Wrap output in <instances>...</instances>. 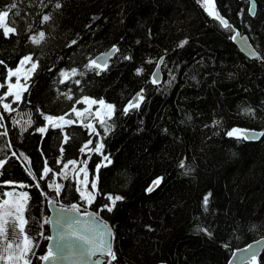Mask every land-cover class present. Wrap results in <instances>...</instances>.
<instances>
[{
	"label": "trees",
	"instance_id": "trees-1",
	"mask_svg": "<svg viewBox=\"0 0 264 264\" xmlns=\"http://www.w3.org/2000/svg\"><path fill=\"white\" fill-rule=\"evenodd\" d=\"M256 2L252 16L247 0H212L226 28L203 0H0V10L16 5L7 18L15 33L0 30V159L7 161L0 193L28 194L32 264H42L47 253L51 200L88 208L112 225L111 264H229L236 249L264 237V136L249 141L226 134L264 132V0ZM236 31L249 35L260 57L239 49ZM40 32L45 39L37 45L32 41ZM114 47L105 70L86 67ZM26 56L37 67L21 101L12 104L25 114L20 129L3 101H13L4 94L8 71ZM160 61L162 80L153 83ZM72 68L78 75H61ZM137 93L140 106L125 113ZM85 96L114 106L109 131L87 114L77 122L72 109L83 111ZM48 115L74 123L47 127ZM91 120L100 135L86 127ZM89 140L103 148L88 162L97 188L86 205L75 172ZM105 156L111 163H101ZM73 159L75 172L64 178L61 168ZM48 165L58 170L59 195L49 187L52 171L43 174ZM108 195L123 197L111 212ZM255 264H264V251Z\"/></svg>",
	"mask_w": 264,
	"mask_h": 264
},
{
	"label": "snow or ice",
	"instance_id": "snow-or-ice-1",
	"mask_svg": "<svg viewBox=\"0 0 264 264\" xmlns=\"http://www.w3.org/2000/svg\"><path fill=\"white\" fill-rule=\"evenodd\" d=\"M203 6L205 10L208 12L209 16L215 17L217 20L220 21L222 25L226 28H230V25L226 20H224L218 12L215 10V6L212 3V0H203ZM16 7L15 4L10 5L7 9L0 10V30H2V34L4 36H9V34L15 33L16 28L14 25V22H12V26L9 25V22L7 21V18L9 17L12 9ZM57 8L60 7L59 4L56 5ZM50 17L48 15L43 16L44 21H48ZM239 35V34H237ZM236 37H233L235 39ZM45 39V33L40 32L39 38L33 37V43L39 45L43 40ZM75 43V41H73ZM186 43V41L181 42L180 46H183V44ZM118 51V49H113V52ZM105 56L97 57L96 59H93L89 62L88 65H86L87 68L93 71H103L107 68V59ZM130 59V58H129ZM32 61V57L26 56L21 60V65H23L25 62ZM37 67L35 63L31 64V69L34 70ZM20 72V69L17 68L15 72H9V76H16ZM143 72V69H137V75H140ZM97 74H99L97 72ZM61 75L65 78L74 77L78 75L77 69L72 68L70 72H62ZM158 73L153 74V83L157 82L156 77H158ZM63 82V81H62ZM77 84H79V80L76 81ZM15 89V91H13ZM23 91V86L20 85L19 80H17L15 85L9 84L8 85V94L9 95H15V99L19 101L21 99L20 93ZM68 99H72V96L69 95ZM143 100V95L138 94L136 100L134 102H130L127 107L123 109V111L126 113L131 108H138L140 106L139 102ZM83 104L89 105V107L84 108L83 111H77L75 108L72 109V111L75 113L76 117H84L85 114L88 116H93L98 119L100 126L103 128L105 132L110 130V125L107 123V120H110L113 112H114V106L112 104H106L103 99H90L89 97L85 96L83 101ZM99 104L100 109H103L101 111L98 109L95 113L91 111V105ZM4 108L6 110L10 109V105L5 103ZM244 113L247 115H254L251 108H245ZM45 119L53 126V127H62L65 124H72L74 123L71 119H65L64 115H61L57 118L53 116H46ZM28 123H31V121H28ZM219 123V122H216ZM88 129H90L92 132H95L96 135H100L99 132H96V129L92 123H88L86 125ZM41 133L45 132V128L40 127L38 129ZM229 137H236L238 139L243 140H249V139H255L258 136H264V132L260 133H252L251 135L247 130L240 129V128H233L230 131L226 133ZM6 135V132L4 133ZM65 141H67V136H65ZM92 144V140H89L87 143L83 145L79 149L81 153H84L86 149H89V145ZM103 148V144H97L94 148V151L97 153H100ZM61 152H63V149H61ZM15 155V153H13ZM27 159V157H25ZM105 161L107 163H111L108 156L104 157ZM7 161L0 159V169L4 168ZM77 163L76 160H69L67 163L63 165L65 169L68 168V166L75 165ZM45 164H47V161H45ZM180 167H184L183 162H181ZM52 169L45 166L43 168V174L44 176H47L49 172H51ZM80 172L84 173V183L87 185L88 182V173L85 168L79 169ZM98 171V168H97ZM29 175H33L31 171H29ZM161 183V178L156 179L153 182L152 187H149L148 191L151 192L154 190L156 186H159ZM52 185H49L51 187ZM23 187V185H21ZM36 187H39V184L36 185ZM91 188L95 190L97 188L96 182H92ZM55 190L57 195L60 193V185L55 186ZM8 196L13 197V192H7V193H0V197L2 196ZM211 193L206 195L203 198V203L205 207L209 203V196ZM80 196L87 200L89 204L92 203V200L94 199L92 193H86L84 191L80 192ZM107 199L111 202V205H105V208L107 211L111 212L113 210V207L117 204L118 201H121L123 199L120 195H108ZM28 200V194L27 192L20 193L19 197L13 200L9 199H3V203L0 204V239L3 240V246L0 248V261H3L4 264H32V259L35 257V247H36V239L31 235L30 229L26 227L28 225V218L25 216L26 211V202ZM69 211L72 212H79V208L76 204H73L71 206V209ZM45 223H55L57 226H59L62 231H60L57 235V237L49 239H55L56 243L55 245H49L47 249V253L45 255H42L39 257V259L43 262H51V264H55L56 261L59 260H68V259H84V258H92L97 257L98 255L100 257H103L107 255L110 257V259L107 262H103L101 260H96L95 264H111V261H114L116 259V256L112 250L111 243L108 240H105L103 238L104 234L99 231V229L95 228H87L85 231L79 230L75 225L79 222L76 221L74 223H68L65 225L63 218H58L56 221L52 220H46ZM107 226L105 225V228ZM204 231H207L206 229ZM259 243V242H258ZM252 248L251 245L247 249H244V251H250ZM252 261L253 264H255V258L256 253L252 252Z\"/></svg>",
	"mask_w": 264,
	"mask_h": 264
},
{
	"label": "water",
	"instance_id": "water-1",
	"mask_svg": "<svg viewBox=\"0 0 264 264\" xmlns=\"http://www.w3.org/2000/svg\"><path fill=\"white\" fill-rule=\"evenodd\" d=\"M247 1H249V3H250V7H249L250 14L252 16H255V14L257 12L256 0H247ZM228 24H229V22H228ZM237 34H239V35H237ZM234 37H236L234 39L235 44L239 47V49L248 58L256 59V58L260 57L259 52L253 46L248 34H243L240 31H236L234 34ZM114 48L117 49V47H114ZM114 48H111L107 52H103V53L98 54L95 57V59L97 57L105 56V54H107L105 58L107 59V64H108L116 53V52H113ZM160 64H161V61L159 62V65L157 66V69L155 71V73L159 74L158 77H156L157 82H160L162 80ZM138 94L139 93H137L135 95L132 102H134L136 100ZM244 130H247L250 135L252 133H260L261 132V131L249 130V129H244ZM260 137L261 136H258L255 139H249V141L258 140ZM48 207H49V212H50L49 213V220H52L53 222L56 221L58 218H63L65 225H67L68 223H74V222L78 221L79 223L76 224L75 226L79 230H81L82 232L85 231V229H87V228L99 229V231L104 234L103 238L105 240L110 241L112 250L114 252V229H113L112 225L107 220L98 216L93 211H89V210L88 211H82L81 209H79V212L69 211V209H71V206H65L62 203L56 202L54 200H51L48 203ZM105 225L107 226L106 228H105ZM49 230H50V237H52V238L57 237L58 233L60 231H62V229L59 226H57L55 223H49ZM55 243H56L55 239H49L48 247H49V245H55ZM249 245L252 246L251 250L247 251V252L244 251V249H247L249 247ZM48 247H47V249H48ZM263 251H264V237H262L256 241H253L244 247L236 249L232 255V258H231L229 264H247V263H250L252 261V258H251L252 252L256 253L255 261H258V259L262 255ZM107 257H108L107 255H105L103 257H100L98 255L97 257H92V258L86 257L84 259L72 258V259H68V260L56 261L55 264H95V261L98 259L103 261V262H107L110 259V257H108V259H107ZM42 264H51V262H43Z\"/></svg>",
	"mask_w": 264,
	"mask_h": 264
},
{
	"label": "rangeland",
	"instance_id": "rangeland-1",
	"mask_svg": "<svg viewBox=\"0 0 264 264\" xmlns=\"http://www.w3.org/2000/svg\"><path fill=\"white\" fill-rule=\"evenodd\" d=\"M32 63H35V62L32 60L30 62H25L23 65H21V63H19V65H18L17 68L20 69V72L16 76H9L8 73L9 72H15L17 68L8 71L7 78H6V83H5L6 86H7V93H4V94H6V97H8V95H9L8 94V85L9 84L15 85L16 82H17V80H19L20 85L23 86V91L25 90V88L27 87V84H28L30 78L33 76V73H34V70H35V69L34 70L31 69V64ZM13 91H15V89ZM23 91H21V93H20L21 98H22ZM11 97H12V100L13 101L11 102V101L4 100L3 101V105L5 103H7V104L10 105V109H8V111L10 113H13L14 123H16L19 126L20 129H25L26 128L25 114L24 115L20 114V112L17 111V109H18L17 105H15V106L12 105L13 103H15V101L16 102H20L21 99L19 101H17L15 99V95L14 94ZM106 104H108V103H106ZM87 107H89V105H86V108ZM90 107H91V111L93 113H95L98 109H100L99 104L91 105ZM100 110L103 111V109H100ZM48 116H51V115H48ZM53 117H55V116H53ZM64 117H65V119H69L68 116H64ZM55 118L58 119V117H55ZM91 118H95V117H91ZM95 119H97V118H95ZM77 122H82V120L80 118H78ZM86 123L87 124L88 123H92L94 125L93 120L87 121ZM46 126L49 127V126H52V125L47 121V125ZM95 129H96V127H95ZM92 133H95V132H92ZM93 151H94V147L91 146V144H90L89 145V149H86L85 152H84L86 154V159L83 161V165L81 167H79L76 172H75L76 164L75 165H71L70 164L67 169H64V167H62L61 168V170H62L61 176H63L64 178H66V177L70 176L72 173L75 172L79 192L84 191L86 193H92V195L94 197V194L96 192V189L93 190L91 188V184H92V182H96V180L93 179V177H91V174H90V171H89V167H88V162L90 160L91 153ZM101 163L102 164H108L107 161H105L104 158H103V161ZM57 165H58V163H57ZM48 166H50V165H48ZM50 167L52 169L51 175L53 176V179L48 180L49 185H52L51 187L54 188V189H55V186L57 184L60 185V187H61V184L59 183L60 180L57 178V172H58L57 168L56 167H52V166H50ZM81 168H85L86 171H87V173H88V182H87V185H85V183H84V173L79 171V169H81ZM19 195H20V193L14 194L13 197L6 196L4 199L13 200V199L18 198ZM84 201H85L86 205H89V203L87 202V200L84 199ZM2 203H3V201L0 202V204H2ZM2 246H3V240L0 239V248H2ZM0 264H4V262L3 261H0Z\"/></svg>",
	"mask_w": 264,
	"mask_h": 264
}]
</instances>
